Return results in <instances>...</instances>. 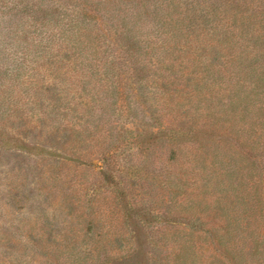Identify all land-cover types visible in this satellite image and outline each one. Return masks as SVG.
<instances>
[{
	"label": "trees",
	"instance_id": "16d2710c",
	"mask_svg": "<svg viewBox=\"0 0 264 264\" xmlns=\"http://www.w3.org/2000/svg\"><path fill=\"white\" fill-rule=\"evenodd\" d=\"M6 128L62 161L127 162L125 230L90 211L38 240L45 263L264 264V0H0ZM155 171L164 209L134 192Z\"/></svg>",
	"mask_w": 264,
	"mask_h": 264
},
{
	"label": "rangeland",
	"instance_id": "374dc122",
	"mask_svg": "<svg viewBox=\"0 0 264 264\" xmlns=\"http://www.w3.org/2000/svg\"><path fill=\"white\" fill-rule=\"evenodd\" d=\"M3 133L0 138V264H48L38 254V240H45L51 234L65 242L64 234H81L90 211L95 220L101 216L112 231L125 230L117 199L122 176L113 167H123L127 162L109 164L95 160L90 166L79 165L48 155L46 151L51 150V144L44 140L36 142L33 132L6 128ZM136 164L142 163L136 161ZM161 165L162 158H156L154 167ZM106 171L109 172L106 174ZM152 174L158 175L156 171ZM142 181L148 183L145 189L134 192L144 194L146 200L152 198L155 202H147L155 207L163 205L164 209L165 203L159 202V198L164 197L166 201L170 196L166 178L161 175L155 180L149 177ZM88 197L93 199L90 205ZM158 227L155 229L158 234L171 232V226Z\"/></svg>",
	"mask_w": 264,
	"mask_h": 264
}]
</instances>
